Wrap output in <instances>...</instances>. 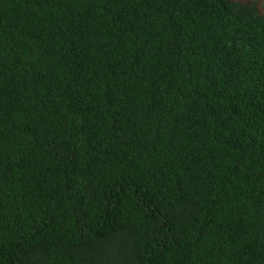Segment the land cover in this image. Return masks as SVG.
I'll return each instance as SVG.
<instances>
[{"label": "trees", "instance_id": "obj_1", "mask_svg": "<svg viewBox=\"0 0 264 264\" xmlns=\"http://www.w3.org/2000/svg\"><path fill=\"white\" fill-rule=\"evenodd\" d=\"M0 264H264V0H0Z\"/></svg>", "mask_w": 264, "mask_h": 264}]
</instances>
